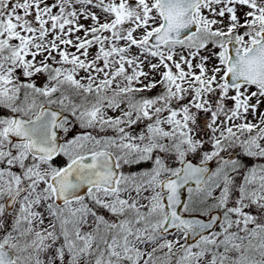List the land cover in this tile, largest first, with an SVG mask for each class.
Masks as SVG:
<instances>
[{
	"label": "snow or ice",
	"instance_id": "1",
	"mask_svg": "<svg viewBox=\"0 0 264 264\" xmlns=\"http://www.w3.org/2000/svg\"><path fill=\"white\" fill-rule=\"evenodd\" d=\"M0 264H264V0H0Z\"/></svg>",
	"mask_w": 264,
	"mask_h": 264
}]
</instances>
